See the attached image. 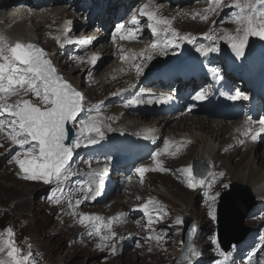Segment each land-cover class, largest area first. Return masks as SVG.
<instances>
[{"label":"bare ground","instance_id":"obj_1","mask_svg":"<svg viewBox=\"0 0 264 264\" xmlns=\"http://www.w3.org/2000/svg\"><path fill=\"white\" fill-rule=\"evenodd\" d=\"M80 1L81 0L52 1V3L59 5L67 4V7L61 6L67 11L70 23L59 25L62 22L61 15H52V10H50V8L45 10L46 7L51 5L48 4L49 2L47 0H0V32L4 35L3 38L5 42L9 45H14L16 42L23 44L29 42L37 43V41L43 42L45 39H48L52 42V51H50L49 48H44L47 53L52 56H57V50L63 49L64 59H59V71L63 72L68 78L73 75V77H71L72 81L87 85V89L90 93L95 96L98 95L91 108V117L103 121L105 125L110 124L112 128V131H107L105 129V139L99 144L83 146L84 160L80 165L77 163L71 167L73 175L67 180H64L63 184L58 186L59 189L53 187L49 190V193L52 195V190L58 189L55 198H53L54 201L50 203L48 200L42 199L43 206L49 211V216L61 223L62 228L65 229L66 232L71 233L75 231L76 235L79 236L74 246L88 249L94 255L103 252L105 255L104 262L107 263L101 264L120 262L124 259L133 257L134 254L137 255V258L141 256L140 258L143 260H151L153 257L157 256V258H159L168 253L170 248L167 247L165 250L166 247L164 242H161L157 248H153L151 253L147 252L150 249V246L147 244L149 240L146 239L143 243L138 241L139 237H141L138 235V232H140L142 228H140V225L135 222L134 218L128 213V208H133L134 205L137 204V209H139L144 203L135 196L131 184L133 180L132 174L135 169L134 166L131 168L130 173L124 175L123 172L125 168L119 165L120 158L126 159L128 157L127 154L135 150V144L138 149L142 150L150 146L148 140L144 139L146 134L142 133L140 138L138 137L139 133L147 131V129H158L162 127L160 135L164 137V140L159 142H170L176 139L177 136V140L180 139L178 144L175 142V148H179L176 157H170V162L174 170L170 172L169 177H172L173 189H176V192L181 190V195H183L181 200L182 203L184 202V205H186L189 200V194H193L197 202L201 200V187L198 185L195 189H189L182 174V170L188 168V164H190L193 159L206 161L212 164V173L207 181V184H212L210 196L224 189V185L232 181L237 184L248 186L254 196L259 199V202H264L263 148H260L261 144H259L258 147H251L249 142L252 140L251 135L244 134L247 128L246 121H250L249 119L240 121L234 116L226 117L214 112H211L212 119H209L207 115L193 116L199 114H196V107L190 106L188 110V119L181 121L180 117H177L175 122L168 117H153L150 114V110L153 106L150 99H148L143 106L130 103V101L136 100L138 95L145 93L149 94L147 91L139 89L148 85L152 77H160L155 76L150 70H145L142 72V77L139 81H131L130 78L132 77L130 74V69L132 67L143 65V70L151 68L147 66L144 61L147 55L152 51L151 46L146 49L145 53L130 50V46L141 44L145 40L157 43L159 38L161 40L163 38L162 34H160L159 37L152 36L151 31L147 28L146 17H140L139 10L145 4H148V10L155 12L156 16L168 17L170 19L171 29L178 32L180 36L196 37L195 43L190 45L198 44L199 41L196 34L199 33V30H202L201 32H209L211 30L209 22L213 19V16H210L209 19L205 21L200 18L201 15H199L198 11L192 8L180 7L182 3L191 0H182L178 5L176 4V0H141L138 3L132 2L128 10L130 13L127 15V13L123 14L122 12L120 16H118L116 12H113L114 7L111 8V11L116 14L117 19L120 20L116 25L123 23L125 29L134 27L129 23L131 14H135L137 18L141 20V28L140 31L137 32V39L126 44L121 50L122 53L130 52L132 58L125 62L123 66L118 67L120 62L117 54H119V52L116 48L121 42L120 34L115 35V39L111 43H108L109 35H107L106 29L103 30L102 35L99 30L92 29V25L95 21H91L89 26L88 24H84L85 14L89 13V6L88 4H80ZM241 1L244 4L245 0ZM117 4L122 5V0H118ZM196 6L198 5L196 4L195 7ZM82 12H84V14H82ZM249 14L255 19L261 12L258 10L257 6L255 12L250 8L241 12V15ZM19 19L20 21H18ZM201 20H203V22ZM219 26L220 29L215 27L219 33L223 30L233 34L237 27H233L228 23H221ZM77 36H81L82 38L90 36L94 40H92L90 44H71L70 42L74 41V38ZM67 40L68 43L66 44ZM256 41L257 37H252L248 43H255ZM186 44V42L181 41L180 48L186 50ZM224 44L226 43L221 40L219 47L221 48ZM70 52H73L76 58L71 57ZM96 54H100L103 59L92 61L91 56ZM158 56L163 55L158 53ZM153 60L154 58H151L152 63ZM204 61L205 60L202 62ZM239 62L258 63L260 70L264 71V55L261 53H257L250 58L244 56L242 59V57H240ZM68 67H70V70H68ZM179 67L180 66H178L177 69ZM111 68L116 69L115 73H110L108 76L103 77L102 74ZM182 73L185 74L184 72ZM136 75L138 76V74ZM76 77H78V79ZM98 77H100L99 80H97ZM162 84L165 86L168 85L166 81H163ZM183 84L188 90L192 84H195V81L185 80ZM199 85L205 86L207 83H203V81L200 80L196 87ZM259 86L264 87V82L257 87ZM155 87H160V85L156 83ZM23 95H25L23 91H21L19 96L10 94L5 96L0 93V98H3L9 104H13ZM26 95V100L29 98L36 99L31 93ZM230 102L233 103V101ZM114 104L117 106H113ZM97 105H99V108ZM7 116H9L7 113L0 112V119ZM195 117H205L206 120ZM224 117L228 118L230 122H226ZM4 121L5 125L9 123L8 120ZM142 125H150L151 128H145ZM258 126L260 125H256L255 127ZM124 130L131 132L129 138H125L122 135L123 132H126ZM260 134L261 133H259L257 137H259ZM240 140H244L242 145L239 143ZM116 141H120L121 144H128L127 149L125 150V148L122 147L120 150L111 154L109 153V149ZM24 147H26V145ZM256 148L255 155H252L251 151ZM25 149L26 148L21 149L20 146L12 144L8 139V134L4 130L0 131V166L2 167L6 160L9 161L7 165L3 166L2 172L6 174L5 176H12L16 181L38 184L42 187L47 186L48 184H44L41 179L30 181L20 176V169L13 161L17 153L23 152ZM154 149H156V146L151 150L143 151L141 156H137V153L130 156V165H134L137 161L148 159L159 152L158 149ZM213 150H215V152H212ZM257 160L258 164L256 165L254 162ZM157 163L162 166L161 170H153L149 177L153 176L156 179L165 178L166 172L163 167V159L161 156H158L157 160L153 161L151 168L155 169ZM233 168L236 170L234 175L232 173ZM220 173L224 175L220 177ZM106 175H112V177L116 179V182L113 185L114 191L103 196V192L99 189L102 187V184L97 182ZM213 181L215 182L213 183ZM161 182H153L152 185L162 193L153 192L151 198L158 199L166 197V193L174 199L171 182H167V184L166 181ZM31 184L19 185H22L25 189L29 190V192L40 188L39 186ZM149 186L150 185H146L145 188L137 187V190L141 194H145V192H148ZM244 195L248 196L247 193H244ZM210 198H207L203 203L209 202L212 205L217 200L213 201ZM247 200L249 201V199ZM45 201L47 202L44 203ZM53 204L62 206L66 209L65 212H60L59 215L56 216V210ZM111 207L119 208L118 212L113 213ZM191 207H194V202H191ZM176 209L180 212L179 215L182 217L184 212L180 207ZM1 212L2 210H0V213ZM213 212L214 206L209 208L206 213L202 214L201 218L204 219ZM105 213H107L108 217H111V219L118 218L121 222L117 227H114L112 226L113 221H111V231L116 235L111 241L106 243L107 246L104 244L100 245L98 248H94L103 242L101 239L102 236L109 235V231L104 233V231L101 230V234L104 235H99L93 230L91 231L92 228L102 223L101 221L104 219ZM140 213L142 212L136 210L134 216H138ZM85 215L93 217L98 216L100 220H89L81 223V219ZM197 215L200 214L195 210L194 216ZM259 216L260 215L248 221V226L255 228L261 227L264 224V217L259 218ZM90 231L92 237L87 239ZM3 233L4 231L1 232V234ZM148 235L151 237L157 235L162 236V232H159L158 227H155ZM199 239H202V237ZM132 242H136V249H138L139 252H136L134 249L133 252L124 251L132 245ZM154 242H156V240H154ZM12 243H15L14 240ZM113 245L116 249L115 252L112 251ZM208 245L207 241L198 240L196 242L197 254L201 257L204 256V250ZM7 251H9V249H7ZM28 253V258H37L35 252L30 248H28ZM3 255L7 257L5 253H3ZM18 257H21V250ZM3 261L5 264H12V261L8 258H4ZM40 264L43 263L40 262ZM202 264H208L205 258H202Z\"/></svg>","mask_w":264,"mask_h":264},{"label":"snow or ice","instance_id":"obj_2","mask_svg":"<svg viewBox=\"0 0 264 264\" xmlns=\"http://www.w3.org/2000/svg\"><path fill=\"white\" fill-rule=\"evenodd\" d=\"M223 0H209V9L206 11H214L220 9ZM257 5H264V0H245L241 5L239 0H236L234 6L241 9L243 12L245 9L256 10ZM149 5L145 4L140 10V17H146L147 28L151 31L153 37H159L163 32L162 38L163 47L160 44L152 43L151 48L154 52H159L161 55L167 54L168 48H178L180 42L184 41L188 44H194L196 41L195 36H180L178 32L171 29L170 21L167 19L157 18L155 12L149 11ZM205 21L209 19L207 15L203 17ZM134 27L125 29V25L120 23L115 29L116 34L126 32V35H121L120 38L124 40H136L137 32L141 28V20L137 18L135 14L132 15L129 22ZM237 27L235 33L226 32L221 30L220 33L216 32L215 22L214 27L208 33L204 34V39L210 43L207 47H196L195 51L204 57H208L210 54L218 53L220 51V41L226 43L235 54L237 58L244 55L245 46L248 44L250 37H258L260 40H264V13H261L255 19L251 14L249 15H234L232 19ZM170 33V37L168 35ZM115 39V36H114ZM80 44H90V40L77 41ZM122 60L127 57H121ZM146 59L150 60L151 56ZM210 71L214 74L216 79H222L220 75V69L212 67ZM137 74L143 72V65L136 67ZM23 91L24 94L31 93L34 97L38 98L39 105L33 103L30 100L22 99L17 100L14 104L7 103L3 98H0V112L7 113L12 119L9 122L11 133L8 139L12 144L20 146L21 149L25 145H29L27 151L19 152L14 157L15 163L18 165L23 178L35 181L41 179L44 184H50L52 182L62 183L67 180L73 171L71 170V163L73 161L74 150L81 147V139L83 138V146L97 145L105 139V129L112 131L111 125H105L103 121L90 117L89 120H77V116L83 110V96L81 92L77 91L72 85L65 82L59 75L57 70L49 59L46 58V54L39 47L32 44H23L16 42L14 45H9L5 42L3 37H0V93L6 95L19 96ZM209 93L205 89H200L191 99L194 101H204L207 99ZM220 95L226 96L229 101H247L248 95L240 91H236L234 94H226L221 92ZM171 101L170 96H160L156 98L158 103H169ZM151 102V101H150ZM131 104H138L139 101L132 100ZM99 108V105H97ZM80 124L78 133H72L71 128L66 127L68 124ZM260 130H253L251 127L252 122L246 121L247 128L245 135H251V139L254 141L259 135L260 131H264V119L258 121ZM5 121L0 119V131H3ZM70 135H75L78 138L69 141ZM144 139H148L147 136ZM242 145L244 140H240ZM170 145L166 142L164 151L168 152ZM179 151V148L176 149ZM161 154L157 152L151 157L153 161L157 160V157ZM162 166L157 163L155 169H149L148 167H138L135 171L143 177L145 173L150 170H161ZM183 174L185 176V183L189 189H195L198 185L203 188L205 181L203 179L197 180L193 174L191 168H184ZM220 177L224 174L220 173ZM215 181H213L214 183ZM209 188L212 184L208 185ZM225 188L229 187L224 185ZM52 190V198H55L56 191ZM207 196V193H205ZM221 196L220 193H216L211 196V200H216ZM58 202V201H57ZM150 205L153 202L143 204L138 211L142 212L147 217V224L149 226L158 222L159 217L154 218L150 212ZM157 212L163 211V209H156ZM213 220L216 219L215 215H212ZM89 220H100V217L96 216H83L81 223ZM175 224H182L180 219L175 221ZM109 235L102 236L101 239L105 242L111 241L116 235L111 231V221L108 224ZM165 233L168 229L162 230ZM95 232L99 234L100 228L97 227ZM8 236H12L11 229L8 230ZM91 235V233H89ZM164 236H154L151 239L159 242L164 239ZM9 249L7 252L8 257L11 258L12 264H26L28 257L17 258L20 250L14 246V244L7 240L4 242ZM215 250L219 255L224 257V261H214V264H225L228 257L225 252L219 248L218 239L213 241ZM107 246V244H105ZM115 246H112V251L115 252ZM4 248L0 247V252H3ZM195 255V249L189 245L188 253L183 257L184 260L188 259V255ZM252 256L248 257V264H251ZM0 264L5 262L0 261ZM259 264H264V259L259 261Z\"/></svg>","mask_w":264,"mask_h":264},{"label":"rangeland","instance_id":"obj_3","mask_svg":"<svg viewBox=\"0 0 264 264\" xmlns=\"http://www.w3.org/2000/svg\"><path fill=\"white\" fill-rule=\"evenodd\" d=\"M239 2L241 5H243V2L241 0H239ZM235 3H236V0H225L222 2V6L220 9H215L214 11H206V9H209V6H205V7H202L200 9V12L198 13L199 15H201L200 18L202 19L205 15H207L208 17L213 16L212 17L213 19L209 22V26L211 30L214 27L213 22H215V27H217V29H220L219 25L221 23H228V24H231V26L235 27L236 25L232 23L233 17L231 16V13H233L234 15H240L241 9L234 7V6H227V5H235ZM257 8L261 13H264V5H257ZM203 20L201 21L203 22ZM217 29H216V32L219 33ZM201 31L202 30H199V33L196 34L197 38L203 41L204 46L207 47L210 42L204 39V34L208 32H201ZM3 36L4 35H2V32H1L0 37H3ZM251 38L252 37H250V39ZM262 41L264 42V40ZM37 43L39 45L41 44V47L43 49L49 48V50L52 51V48H51L52 42H50L48 39H45L43 42L37 41ZM221 49L222 50H220L217 53V57L233 56L236 58L235 54L232 52L231 48L227 44H224L221 47ZM244 53L247 57L252 56L250 53L246 51V46H245ZM57 56H52L48 54L47 57L52 59L56 67L58 65V68H57L58 72L64 75L66 80H68L69 82L74 84L78 89L84 92L83 115L80 120L87 121L91 115L92 105L95 99L98 97V95L95 96L92 93H90L87 89V85L85 84L82 85V84H79L78 82L72 81L71 77H73V75L69 76L68 78L63 72H60L59 71V63H60L59 59L61 60L64 59L63 49L57 50ZM176 58L180 59L181 56L178 57L177 55H171L167 59L156 60L153 63L151 68H153V71L158 73L159 67L161 65L165 64L167 61H170V65H173ZM220 64L223 66L222 69H224L225 62L220 61ZM238 64L240 66V71L244 73L248 78H250L251 82H253L254 79L252 78L251 71L248 74L245 69V64L238 62L236 66H238ZM253 68H254V65L251 64V70ZM225 69L226 70L223 71L225 77L229 78L231 81H235V82L239 81V76L241 77V73H236L237 70H234V69L231 70L230 64ZM68 70H70V67H68ZM115 70L116 69H112V68L110 70H106L104 74H102V76L106 77L110 73H115ZM76 78L78 79V77ZM99 79L100 77L97 78V80ZM26 97L27 95L25 94L22 97L18 98L17 100L25 99ZM29 99L32 100L33 103L37 105H39L40 103L38 98L36 99L29 98ZM156 109H157V106H154L153 110L156 111ZM206 113H209V112L205 111L201 114H206ZM181 114H182L181 111H177L176 113L166 115V117L172 119V118H176L180 116ZM160 116L161 115H157V113L155 114L156 118H159ZM195 118L206 120L205 117H195ZM142 126L145 128H151L150 125H142ZM80 127H82V125L74 124V129L76 133L79 132ZM161 129L162 127L158 128L157 130L154 129L155 132H153V130H150L148 132L156 134L160 132ZM126 132H130V131H126ZM77 138L78 137L76 136L75 139ZM163 138L164 137L162 136V140ZM177 138L173 139L174 141L172 139L171 140L173 142H176V144H178L180 139L177 140ZM80 139H81V145H82L83 138H80ZM167 143L170 146L172 145V142H167ZM262 148H263V155H264V145H262ZM256 150L257 148L251 151V154L255 155ZM74 152L77 155L74 164H77L81 161V157L83 155L82 146L75 149ZM212 152H215V150H213ZM170 155L166 157V163H167V168H168V173L166 177L162 179H156L155 177L150 176V179L146 180L145 185L141 187V188H145L146 185H150L149 189L147 190L148 192L145 193L146 200L145 199L140 200L144 204L148 203L149 201L154 200L155 205L158 206V208L153 209L152 215L154 218L159 217V220L158 222L155 223V226L160 229V231L162 232V236L165 237L164 239L161 240V242H164L165 247H166L165 250L167 249V247L170 248L168 253H166V255L161 256L159 258H157V256L153 257V259L151 260H148V259L143 260L140 258L141 256H138L137 258V255L134 254L133 257L131 258L124 259L120 262H112L108 264H171V263L176 264V260L182 250L181 235H182V229H183L182 224H179V225L175 224V221L177 219L181 220V218H179L180 213L176 209L177 207H181L184 209L185 214L182 217L190 216L192 217V219H194L195 224H196L197 235L193 243L196 254L195 255L191 254L190 264H202V258H205L208 264H211V261L214 258H215V261H224V257L219 255V253L215 250V246L213 244V241L217 239V223H216V219L213 220L211 216L215 215V217L217 218L216 213H217L218 201L214 205L213 214L208 215L204 219L201 218V215L204 214L205 211L201 210V207H205V204L204 203L201 204V202L199 201L197 202V199L195 198L193 194H189V200L186 203V205H184V202L182 203V200H181V197H183V195H181V192H180L181 190L176 192L175 191L176 189H173L174 185H173L172 177H169V174H170L169 169H174L172 163L170 162ZM197 160L198 159H193L191 163L193 164V161H197ZM8 163L9 161L6 160L3 166L7 165ZM13 163L15 164V161H13ZM192 164H188V168H193ZM254 164L257 165L258 160L255 161ZM204 165L207 167H210V176H211L212 164L205 162ZM3 166L2 167L0 166L1 167L0 168V210H2V212L0 213V247H3L4 251L0 252V261H3L4 258H8L9 260H11V258L8 257L7 255L8 248L4 242L7 240H10L12 242L14 240L15 242L13 243L14 246L17 247L18 249L20 247V250H21V257H17V258H23L24 256H27V257L29 256L28 244L30 246L29 248L35 252V255L37 258L35 257L28 258L26 264H40V262L43 264H101V263H107V262H104L105 255L103 254V252L94 255L88 249H83V248L74 246L77 239L79 238V236L76 235L75 231H72L71 233L66 232V230L62 228L61 223L57 222L56 220L52 219L49 216V211L47 210V208L43 206L42 199H45L48 201L50 199H53L52 195L49 193V190L56 185V183H54L55 181L43 187L38 184H31V183H24V182L16 181L12 176H5L6 174L2 172ZM235 171H236L235 168H233V171H232L233 175L235 174ZM20 176L23 177V173H21V171H20ZM161 181H164V182L166 181V184L167 182H171L172 189H173L172 192L174 193L173 194L174 199L171 198L166 193H165L166 197H161V198L153 199V200L150 198L149 195L151 193L161 192L157 188H155V186L152 185L153 182L160 183ZM133 182L135 183V181ZM206 182H205L204 188L206 189L207 194H208L209 188L206 186ZM18 183L22 185H27V184L36 185V186H39L40 188H37V190H33L29 192V190L25 189L22 185H19ZM140 185L141 183L138 184V186ZM226 190H228V188ZM239 191L242 194L246 192V190H239ZM138 195L140 196V194ZM46 202L47 201H45L44 203ZM191 202H194V207H191ZM53 206L56 210V216H58L60 212L64 213L66 210L62 206H59L56 204H53ZM111 209L113 210V213H116L119 210V208H115V207H111ZM136 209H137V204H135L133 208H128V213L131 215ZM156 209H163V211L157 212ZM195 210L200 215L194 216ZM139 218L140 217L134 218L140 225V228H142V233L138 232V234H140L142 238L145 236L146 238L144 240L146 239L149 240L147 242V244L150 246V249L148 250V252L152 253L153 248H157L159 246V242H154V239H151V236H149L148 234L151 233L152 227L147 229L145 226L142 225L143 221H141ZM118 220L120 219L118 218L111 219V217H108V214L105 213V217L101 221L102 223L98 224L95 228H92L91 231L92 230L95 231V229L99 227L100 225H103V224L108 225L110 221H113L112 226L117 227ZM144 222L147 224V217H144ZM244 225L246 228L249 229L250 232L248 233L247 237L245 238L244 241H242L240 245L238 244L234 246L233 249L229 253H226L228 259L225 262H228L229 264H239V263L241 264V262L244 261L248 253H251L256 250H260L262 253H264V239L261 236V234H263L262 231L264 230V224L259 228H255V227L248 226V221L246 220L244 222ZM9 229H11L12 231L11 237H9L7 234ZM163 229H168L166 236H165V233L162 231ZM2 231H4L3 234H1ZM99 235H104V234H101V228H100ZM90 237H92V235L88 234L87 239ZM200 237H202V239H199ZM198 240L207 241L209 244L205 248L204 256L202 257L199 254H197L196 242ZM106 243L107 242L103 241L101 244L97 245L94 248H98L100 245H104ZM132 249L136 250V252H139L138 249H135V245L132 246ZM134 250H132V252ZM3 253H5L7 257L3 255ZM251 256H252L251 264H257L259 260V253L255 252Z\"/></svg>","mask_w":264,"mask_h":264},{"label":"water","instance_id":"obj_4","mask_svg":"<svg viewBox=\"0 0 264 264\" xmlns=\"http://www.w3.org/2000/svg\"><path fill=\"white\" fill-rule=\"evenodd\" d=\"M34 46L39 47L37 45ZM39 48L43 50L41 47ZM59 76L64 80L61 75ZM80 116L81 113L78 114L77 120H79ZM71 125L72 124L70 123L66 125V127L71 128L72 133H75ZM74 136L75 135H70L69 141H66V144L72 141ZM201 176L205 180L209 176V169L205 170ZM239 190H246L248 196L242 194ZM247 199H249V201ZM255 205L256 201L251 195L250 189L237 183H234L231 190L222 196L219 207V236L220 243L225 250H229L232 244H239L245 240L249 233V229L245 227L244 222ZM193 232L194 231H189L188 227L186 228V231H184L183 241L185 240L186 244H184L183 251L180 255L181 261L179 264H188L189 262L188 259L184 260L183 257L186 253H188V244L190 241L194 240L195 235H193Z\"/></svg>","mask_w":264,"mask_h":264}]
</instances>
